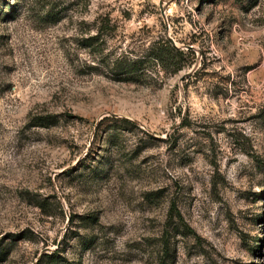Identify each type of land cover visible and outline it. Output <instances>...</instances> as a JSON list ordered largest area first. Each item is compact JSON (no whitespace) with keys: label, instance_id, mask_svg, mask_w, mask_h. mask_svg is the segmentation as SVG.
<instances>
[{"label":"rangeland","instance_id":"rangeland-1","mask_svg":"<svg viewBox=\"0 0 264 264\" xmlns=\"http://www.w3.org/2000/svg\"><path fill=\"white\" fill-rule=\"evenodd\" d=\"M0 264H264V0H0Z\"/></svg>","mask_w":264,"mask_h":264},{"label":"trees","instance_id":"trees-1","mask_svg":"<svg viewBox=\"0 0 264 264\" xmlns=\"http://www.w3.org/2000/svg\"><path fill=\"white\" fill-rule=\"evenodd\" d=\"M102 29V28H100ZM170 48L168 45H162L160 47H156L149 55L148 57L151 59V60H155V61H158L160 63H164L168 58V54L170 52ZM173 49L175 52H178V53H181V50L179 48H171ZM137 66V61H134L132 63H129V66H128V69L125 67V69L127 70V73L128 74H134L135 72V68ZM179 218V222L177 223V225L179 227H181L183 233L185 234H189V233H192V234H195V231H193V229H191V227L186 223V221L184 220L183 218V215L181 214V212L178 210V208L176 207L175 204H173L171 206V209H170V214H169V218L172 220V218ZM199 238V237H198Z\"/></svg>","mask_w":264,"mask_h":264}]
</instances>
